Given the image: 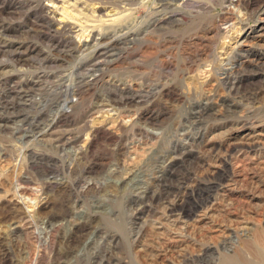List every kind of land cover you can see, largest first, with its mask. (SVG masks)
I'll return each mask as SVG.
<instances>
[{
	"label": "rangeland",
	"instance_id": "obj_1",
	"mask_svg": "<svg viewBox=\"0 0 264 264\" xmlns=\"http://www.w3.org/2000/svg\"><path fill=\"white\" fill-rule=\"evenodd\" d=\"M249 1L0 0V264H256L264 38ZM64 129L77 162L56 147Z\"/></svg>",
	"mask_w": 264,
	"mask_h": 264
},
{
	"label": "bare ground",
	"instance_id": "obj_2",
	"mask_svg": "<svg viewBox=\"0 0 264 264\" xmlns=\"http://www.w3.org/2000/svg\"><path fill=\"white\" fill-rule=\"evenodd\" d=\"M249 5H253L254 6L255 11H256V15H257L256 17H257L258 25H257V28L254 30V32L252 31V33H253L252 37L253 38H251V39H254V40L257 41V39L264 38V0H252V1H249ZM246 42H247V40L242 41L240 44L245 45ZM245 46H248V43ZM244 51L249 53L250 49H244ZM70 96L76 97L75 93L70 94ZM77 100H78V96H77ZM73 102L74 101L67 99V102H65V103L70 105V103H73ZM198 112L199 111H197V113ZM62 114L63 113L60 114V117H61ZM60 117H58V118H60ZM55 122H58V121H55ZM158 178H160V180H159L160 181V185L161 186L163 185L162 187L159 185L158 186L159 187L158 190L166 191V193L168 194L170 192L169 191L170 185H168L166 183L167 180L165 179L164 174L161 172V174L158 176ZM135 188L141 194V198L142 199H145L146 196L148 198L149 192H148L147 186L144 183V180H140V182H137L136 185H135ZM169 195H171V192L169 193ZM181 200H182V198H181ZM214 206H215V204H213L211 207H209L210 209L207 212H205L206 211L205 210V211H203L204 213L198 214L199 222H205L207 224H210V223L214 222V215H213L214 213L213 212L217 211V208L214 207ZM180 209H181V202L180 203L176 202V203H173V204L169 202V204L167 205V210L166 211H167L168 214H170L172 216H175V215H177L176 213H178V211ZM214 224H211L210 228H214L215 232H223V230H222L224 228L223 225H221V224L217 225L216 224L214 226ZM241 228H242L241 230H244L245 235L248 237L250 235V233H251L250 231L247 230L248 227L241 226ZM233 230L234 229L230 228V229H227L225 231V228H224L225 232H233ZM178 236L180 237V235H178ZM244 251L251 255L252 259L254 260V262L256 264H264V237H263V235H257L252 243H246L244 245ZM209 257H210V250L206 249L204 255L202 257H200V260L206 262V261H208ZM238 259H239V264H247V261H246V259L243 256L239 255Z\"/></svg>",
	"mask_w": 264,
	"mask_h": 264
},
{
	"label": "built area",
	"instance_id": "obj_3",
	"mask_svg": "<svg viewBox=\"0 0 264 264\" xmlns=\"http://www.w3.org/2000/svg\"><path fill=\"white\" fill-rule=\"evenodd\" d=\"M75 88H80V86L75 87ZM65 96H66V99H65L64 103L61 106L63 108H61V109L58 110L59 111L58 112V117H60V114L61 113H63V112L68 113L73 108V107L70 108L69 107L70 105L65 103L67 99L72 100V101H76V99H77V97L70 96L68 86L66 88ZM58 104H60V102H58ZM58 117H57V119H59L58 121L61 122V121L64 120V119H62V117H60V118H58ZM65 119H68V118H65ZM65 131H66L65 129L62 130V133H61V139L62 140L60 141V144L59 145H56V147L61 146V150L62 151H68V150L74 151V153L72 155L75 156V159H76V162H77V161L80 160V142L79 143H76V141H78L77 138L80 135L79 136L78 135L75 136V135L70 134L69 136H67L68 133H66ZM63 134H65V135L63 136ZM77 151H78V153H76Z\"/></svg>",
	"mask_w": 264,
	"mask_h": 264
}]
</instances>
